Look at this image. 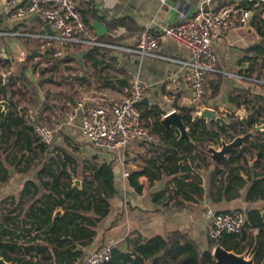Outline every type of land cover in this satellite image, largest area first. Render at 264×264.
<instances>
[{"label": "crops", "instance_id": "1", "mask_svg": "<svg viewBox=\"0 0 264 264\" xmlns=\"http://www.w3.org/2000/svg\"><path fill=\"white\" fill-rule=\"evenodd\" d=\"M23 1L0 0V33L20 34L0 35V64L4 63L7 67L5 73L0 72V78L4 85L10 84L5 98L10 104L8 111L16 110L19 116L23 115L24 121L32 127V130L35 125H46L56 129L52 142L46 145L47 157L52 154L61 157L68 154L73 157L75 162L71 167L74 168L75 174L70 169L67 171L72 175L73 180L81 181V187L83 179L91 174L87 169L88 166L108 162L112 164L116 185V194L109 198V213L105 217L101 218L90 211L86 212L97 224L94 227L85 224L89 229L96 231L92 242L75 244L73 249L75 257L69 260L66 259V255H59L49 263L82 264L87 255L105 242L118 241L119 249L127 252L133 248L134 242L139 241V237L146 239L154 234L162 235L174 230L195 239L202 249H206L207 229L210 225L205 217L206 211L211 210L213 213L240 211L245 217L252 210L263 213L264 200L251 203L245 199L247 190L254 180L251 177L252 172L255 171L252 167L257 161L254 150L249 148L251 152L245 153V160L240 161V164L248 170L242 172L243 186L236 189L238 197L227 199L225 195L218 193V189L228 184V175L221 176L214 173L216 167L222 166L220 163L212 167L207 148L213 147L209 144L216 140L210 138L202 141L197 151L210 162V165L199 173L202 189L200 195L194 196V199L188 200L182 206H175L173 202L165 204L163 198L168 195L170 189L168 176H163L161 181L152 184L146 176H140L138 182L142 190L140 194L135 193L127 184V180L121 177V173L123 170L131 173L146 168L153 174L162 176L165 173L161 169L162 158L156 160L163 151L158 136L148 131L147 137L142 140H131L124 149L97 148L80 130L82 115L94 104V100L100 97L111 102L120 101L125 95L124 91L129 79L134 75H137L147 87L144 96L147 101L145 104H140L141 114L157 107L165 115L176 110L173 107L174 102H178L179 106L190 108L192 92L185 82L183 69L176 64L152 57L138 58L126 51L99 47L92 51L95 47L90 45L88 47L67 45L61 48L58 44L47 45L42 38L25 36V34L42 36L48 33L44 24L39 22L38 16L14 15L15 9ZM76 2L82 18L89 27L91 38L108 40L110 44L132 48L139 33L147 29L161 37L155 52L178 60L188 59L189 52L175 41L161 36V30L176 25L179 12H185L188 16L199 9L210 11L230 4L246 10L245 7L249 4L248 0H76ZM250 18L251 14L246 23H240L236 19L232 29L213 40L217 66L230 75H221L222 82L218 95L207 101L204 106L214 109L217 115L225 120L224 126L229 121L236 122L237 130L243 127V120L248 115L241 117L236 114L237 110L246 111L244 105L239 109L235 108L232 114L234 105L229 103V93L234 89L247 90L251 94L264 97V88L256 87L254 82L245 80L239 74L241 69L247 66L243 60L246 56L244 50L257 42L255 30L249 22ZM122 22H124L123 27H121ZM109 24L120 26L109 29ZM47 48H50L52 53L56 49L60 50L61 56L53 59L51 53L50 61L47 63L43 56V51ZM53 74L56 76L54 77ZM169 79L174 80V84L169 83ZM16 82H20L24 87L22 93L13 88ZM19 93L21 97L17 98ZM78 104L81 106L76 109ZM248 108L251 112L250 106ZM0 112H4L1 106ZM141 121L144 125L147 124V120L142 116ZM202 121L205 123L204 120ZM218 124L221 123L214 120L205 123L214 131H218ZM263 131L264 127L260 132ZM227 132L233 133L229 129ZM260 132L255 133L243 146H249L247 143L249 141H257V136L261 138ZM32 133L29 132V135ZM22 143L23 140H20L18 145ZM217 144L213 148L219 149L220 144ZM202 145L205 146L203 154L200 151ZM17 154L15 146L11 155ZM27 155L26 153L25 156ZM251 168L252 170H249ZM258 169L256 168V171ZM8 175V181L0 186V203L12 197L17 201L26 182H38V168L35 167L27 172H21L19 166H11L8 168ZM42 192L39 190L34 199L39 198ZM60 211L58 216L63 213L62 210ZM56 217L53 214V220ZM61 240L64 241V237H61ZM17 243L20 245L21 239L17 240ZM23 245L33 248L30 251L33 255L34 248L42 243L25 242ZM42 262L38 254L35 263L42 264Z\"/></svg>", "mask_w": 264, "mask_h": 264}, {"label": "trees", "instance_id": "2", "mask_svg": "<svg viewBox=\"0 0 264 264\" xmlns=\"http://www.w3.org/2000/svg\"><path fill=\"white\" fill-rule=\"evenodd\" d=\"M245 9L251 14L249 22L255 30L257 42L244 50L246 56L243 60L247 66L241 69L239 74L262 89L264 18L261 11L253 8L251 4ZM119 26L109 24V29ZM96 41L110 44L108 40ZM95 49L97 50L95 47L92 51ZM51 53L50 48L43 51L47 63L50 61ZM221 82V75L208 79L201 100L203 106L218 95ZM9 88L10 84L4 85L0 78V101L5 100ZM228 100L234 105L232 114L235 108L239 109L241 105L245 106L248 113L243 120V127L239 130L236 122L229 121L225 126L218 124V131H214L202 120L191 115V107L177 106L176 102L173 103V107L182 114L183 122L194 143L188 140L179 141L176 130L172 128L166 130L159 123L164 113L157 107L143 112L141 116L147 120L145 127L158 136L163 146V151L156 160L162 158L161 169L165 173L162 176L155 175L146 168L129 173L127 184L135 193L140 194L142 190L138 182L140 176H146L150 184L161 181L163 176H168L170 189L168 195L163 198L165 204L173 202L175 206H182L188 200L194 199V196L200 195L202 189L199 173L203 168H207L210 162L207 157L197 153L199 144L209 138L218 140L221 135H227L231 139L245 134L255 126L264 125L263 96L251 94L247 90L234 89L229 93ZM248 106L252 109L251 112ZM138 108L141 110L142 106L138 105ZM228 129L234 135L228 133ZM29 132H34L32 127L26 124L23 115L19 116L16 110L0 112V186L8 181V168L11 166H19L21 172H27L32 167L38 168L37 183L26 182L17 201L12 197L0 203V257L12 264H36L38 254L43 261L42 264H52L49 261L53 262L59 255H66V259L69 260L75 257L73 252L75 244L82 245L84 241V244H89L96 236V231L85 225L93 227L97 225L86 212L90 211L101 218L109 213V200L116 194L113 167L110 162L88 166L91 174L83 179L81 189L73 188V178L67 170L70 169L75 174L74 168L71 167L75 162L74 158L68 154H64L63 157L53 154L47 157V146L39 143L36 135L34 133L29 135ZM260 134L262 137L257 136V141L247 142L249 146L245 145L241 149L231 151L221 162L222 167L214 169L216 175H228V184L218 189V193H222L227 199L238 197L236 189L243 186L241 173L248 170L240 161L245 160V153H250L249 148H252L257 161L252 167L255 170L251 176L254 180L247 190L245 199L251 203L264 200V131ZM20 140H23V143L18 145ZM15 146L18 154L11 155ZM256 168L259 169L256 171ZM39 190L43 191L41 196L34 199ZM56 209L62 210L63 213L53 220ZM254 230L256 234H253ZM61 237H64V241ZM19 239L22 241L20 245L17 243ZM25 242L28 244L38 242L42 245H37L34 248L35 254L32 255L30 251L33 248L23 245ZM216 245L236 254L253 255L256 263H264V209L263 213L257 210L248 212L240 235L223 233L216 241L208 239L206 249H202L195 239L174 230L162 235L154 234L146 239L139 237V241L134 242L133 248L127 252L115 248L106 264H216L212 257V249Z\"/></svg>", "mask_w": 264, "mask_h": 264}, {"label": "built area", "instance_id": "3", "mask_svg": "<svg viewBox=\"0 0 264 264\" xmlns=\"http://www.w3.org/2000/svg\"><path fill=\"white\" fill-rule=\"evenodd\" d=\"M248 3L261 11L264 18V0H248ZM249 13L231 4L222 5L210 11L199 9L188 16L185 12H179L178 23L161 30V36L175 41L189 52L188 59L178 60L156 53L155 49L161 37L147 29L139 33L136 44L132 48L96 41L89 34V27L80 14L76 0H24L14 11L16 17L36 15L49 24L53 34L42 36L25 34V36L42 38L47 45L58 44L61 48L67 45L75 47L90 45L126 51L138 58L152 57L178 65L183 69L185 82L192 92L189 103L193 117H197L204 108L201 100L208 79L216 75H230L217 66L213 40L232 29L236 19L240 23H246ZM3 34L20 35L0 33V35ZM60 56V50L56 49L52 53L53 59ZM174 82L169 79V83L174 84ZM146 89V85L137 75H134L129 79L124 91L125 95L120 101L111 102L103 97L95 99L94 104L82 115L80 123L82 134L93 146L103 149H124L131 140H142L147 137L149 133L141 121V112L138 108ZM176 105L179 106L178 102ZM80 106L81 104H78L76 109ZM223 117L225 118V115ZM33 130L38 142L45 145L52 142L56 133L55 128L46 125H35ZM128 175L129 172L126 170L121 173L124 180ZM205 217L210 222L207 237L212 241H216L223 233L240 235L245 221V215L240 211L225 214L208 210L205 212ZM254 233L256 234V230L253 231ZM115 248H119L118 241L105 242L87 255L82 264H106Z\"/></svg>", "mask_w": 264, "mask_h": 264}, {"label": "water", "instance_id": "4", "mask_svg": "<svg viewBox=\"0 0 264 264\" xmlns=\"http://www.w3.org/2000/svg\"><path fill=\"white\" fill-rule=\"evenodd\" d=\"M38 20L40 23L44 24L45 31L48 34H53V32L50 29V26L48 23L45 22V20L38 16ZM147 100L143 98L140 101V104H145ZM0 106L3 108V111L5 113L8 112L9 109V103L7 101H0ZM236 114L241 117H245L248 115L246 111L242 110H237ZM199 120H204L206 124L209 123V121L214 120L217 121L221 124L225 123V120L217 115V112L214 109L204 107L199 115L197 116ZM159 123L165 127L166 130H169L170 128H174L177 133H178V140H188L192 143L193 140L189 136L188 129L186 128L184 122H183V116L180 112L173 110L169 113H166L163 117L159 119ZM264 125H258L255 126L253 129L249 130L243 135H238L234 136L231 138V140H224V139H219V144L220 147L219 149L213 148V147H208L207 152H208V157L212 161V167L215 164H220L223 160L227 158V155L233 151L234 149H241L243 147V144L250 140L252 136L260 132L263 129ZM241 176L243 174L241 173ZM72 187H81V181L79 179H74L72 181ZM61 211L57 210L54 213V217L60 215ZM262 213V212H261ZM212 257L215 261L216 264H264L263 262L261 263H256L254 260V256H247L246 254H236L233 251H227L223 249L221 246L216 245L212 249ZM0 264H12L7 261H5L2 257H0Z\"/></svg>", "mask_w": 264, "mask_h": 264}, {"label": "rangeland", "instance_id": "5", "mask_svg": "<svg viewBox=\"0 0 264 264\" xmlns=\"http://www.w3.org/2000/svg\"><path fill=\"white\" fill-rule=\"evenodd\" d=\"M39 69V68H38ZM6 70H7V67H6V65L4 64V63H1L0 64V72L1 73H5L6 72ZM54 75V74H53ZM56 75H54V77H55ZM13 88L16 90V91H18V92H20V93H22L23 91H24V87L21 85V83L20 82H16V83H14L13 84ZM20 93L17 95V98L18 97H21V95H20ZM16 102H17V99H16ZM226 119H227V117H226ZM231 135H234V133H232ZM219 139H224V140H231L227 135H221L220 136V138ZM219 139L218 140H216V142L215 141H211L210 142V146H213V147H216L218 144L217 143H219ZM205 146H201V148H200V151H201V154H203V152H205V148H204Z\"/></svg>", "mask_w": 264, "mask_h": 264}]
</instances>
